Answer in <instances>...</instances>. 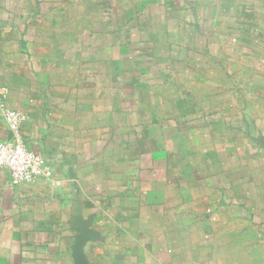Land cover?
Wrapping results in <instances>:
<instances>
[{
  "label": "crops",
  "instance_id": "obj_1",
  "mask_svg": "<svg viewBox=\"0 0 264 264\" xmlns=\"http://www.w3.org/2000/svg\"><path fill=\"white\" fill-rule=\"evenodd\" d=\"M0 264H264V0H0Z\"/></svg>",
  "mask_w": 264,
  "mask_h": 264
},
{
  "label": "built area",
  "instance_id": "obj_2",
  "mask_svg": "<svg viewBox=\"0 0 264 264\" xmlns=\"http://www.w3.org/2000/svg\"><path fill=\"white\" fill-rule=\"evenodd\" d=\"M5 119L12 138L0 143V170L9 172L14 185L34 182L42 176L46 162L38 153L28 149L24 142L23 114L17 110L7 109Z\"/></svg>",
  "mask_w": 264,
  "mask_h": 264
}]
</instances>
